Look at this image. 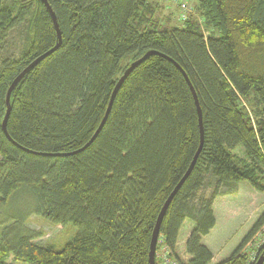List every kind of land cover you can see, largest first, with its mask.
Returning <instances> with one entry per match:
<instances>
[{"label":"trees","instance_id":"trees-1","mask_svg":"<svg viewBox=\"0 0 264 264\" xmlns=\"http://www.w3.org/2000/svg\"><path fill=\"white\" fill-rule=\"evenodd\" d=\"M47 1L62 43L11 93L9 138L1 127L9 86L58 40L41 0L0 3V264H148L158 213L201 137L192 91L168 59L196 92L204 135L158 241L180 264L173 253L189 220L185 264H211L201 240L216 224L214 199L242 181L264 193V0H195L207 34L192 16L164 26L149 0ZM16 27L24 45L2 58ZM148 51L156 54L126 78L85 147L117 80ZM249 98L253 120L241 104ZM240 148L244 158L233 153ZM32 215L76 233L63 246H41L27 228ZM263 226L264 212L244 242ZM241 249L218 264H253L264 245L253 261Z\"/></svg>","mask_w":264,"mask_h":264},{"label":"rangeland","instance_id":"rangeland-1","mask_svg":"<svg viewBox=\"0 0 264 264\" xmlns=\"http://www.w3.org/2000/svg\"><path fill=\"white\" fill-rule=\"evenodd\" d=\"M8 2V0H5ZM154 11V18L158 19L163 25H178L180 21H186L192 16L200 23V30L207 34V30L198 13L196 12L195 0H149ZM1 3V0H0ZM23 28V27H21ZM21 28L8 30L7 37L3 41L5 47L1 51L2 58H14L24 45V35ZM242 106L248 111L251 119H254V112L251 110L252 99L242 100ZM235 155L244 158L242 149L233 151ZM212 191V187L206 186L203 195L208 196ZM213 211L215 215V226L208 235L202 237V244L205 245L212 253L213 259L211 264H218L228 260L235 250L242 246L240 256H247L248 261H253L258 255L257 251L264 245V226L256 231L255 236L244 242L252 228L255 226L257 219L264 212V193L256 192L245 181L237 185V189L231 193H222L214 199ZM193 227V223L189 220L184 221L178 235L177 247L173 253L178 263L185 264L189 257L186 255L185 242L189 236V232ZM27 228L34 230L40 234L39 238L34 241L41 245L63 246L76 233V229L71 225L62 227L60 225L52 226L45 221L32 215L27 223ZM155 258L158 254L160 263H169L168 250L162 241H158ZM157 259V258H156ZM12 262L10 257L8 263ZM15 264H22L15 262ZM25 264V263H23Z\"/></svg>","mask_w":264,"mask_h":264},{"label":"water","instance_id":"water-1","mask_svg":"<svg viewBox=\"0 0 264 264\" xmlns=\"http://www.w3.org/2000/svg\"><path fill=\"white\" fill-rule=\"evenodd\" d=\"M42 3L44 4V6L48 9V12L50 14V17L52 18V21H53V26H54V29L56 30V36H57V40H58V43L55 47H53L51 50L47 51L46 54L38 57L36 60H34L33 62L30 63V65H28L23 71H21L19 74H17V76L15 77V79L12 81V83L10 84L9 86V89L7 91V94H6V114L3 118V122H2V131L5 133L6 136H8V133L6 131V125H7V119L10 115V112H11V104H10V95L11 93L15 90L16 88V85L26 76V74L34 69L35 67H37V65L39 64L40 61H42L43 59H45L46 57H48V55L54 53L56 50H58L59 46L61 45L62 43V40H61V31L59 29V26H58V22H57V18L55 17V14L53 12V9L52 7H50V5L48 4V1L47 0H41ZM156 53L153 52V51H148L146 54H144L142 57L138 58L137 61H134L132 62L125 70V72L123 73V75L117 80V83L114 87V89L112 90L111 92V97H110V100L108 102V108L106 110V113H105V117L104 119L102 120V122L100 123V125L98 126L99 128L96 130L95 134L93 135V137L91 138L90 142L87 143L85 145V147H87L90 143H92L97 134L100 132V130L103 128V125L105 124L106 122V119H107V115L108 113L110 112V109L112 108V104L116 98V95L118 94L117 92L119 91V89L122 87V85L124 84V81L126 80V78L134 71L135 68H137L138 65H140L141 63H143L144 61H146L148 59L149 56L151 55H155ZM169 61H172L173 64L176 66V68H178L184 78L187 80V83L190 87V90L192 91V94H193V100L195 101V105H196V112H198V123H199V128H200V134H201V137H200V143H199V148L197 149L195 155H194V158L193 160L191 161L190 165L188 166V169L186 171V173L182 176L181 180L175 185L174 189L172 190V192L170 193V195L167 197V199L165 200V203L164 205L162 206L161 210L159 211V215L157 216L156 218V221H155V227L153 229V232H152V237H151V240H150V244H149V253H148V264H155V252H156V245H157V241H158V234H159V229L161 227V222L163 220V218L165 217L166 215V211L168 209V207L170 206L171 204V201L173 200V198L176 196V194L178 193V190L181 188V186L186 182L187 180V177L190 175V173L193 171V167L195 166L196 164V161H197V158H198V155L203 147L202 143H203V131H202V112L200 110V105H199V101L197 100V96H196V92L195 90H193L192 88V85L189 81V79L187 78L186 74L184 73V71L182 70V68H179V66L177 65V63H175L173 60L171 59H168ZM9 138V136H8ZM85 147L83 149H85ZM82 149V150H83ZM263 254H261L259 257L256 258V260L254 261L253 264H263L264 263V250L262 252Z\"/></svg>","mask_w":264,"mask_h":264},{"label":"built area","instance_id":"built-area-1","mask_svg":"<svg viewBox=\"0 0 264 264\" xmlns=\"http://www.w3.org/2000/svg\"><path fill=\"white\" fill-rule=\"evenodd\" d=\"M168 250V249H167ZM156 264H162V263H160V260H159V258H158V254L156 255ZM170 261L168 264H177V262L174 260V258L170 255V252H169V250H168V259H167V261ZM164 264V263H163ZM165 264H167V263H165Z\"/></svg>","mask_w":264,"mask_h":264}]
</instances>
